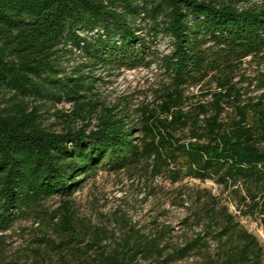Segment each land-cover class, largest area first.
Masks as SVG:
<instances>
[{
	"label": "trees",
	"instance_id": "obj_1",
	"mask_svg": "<svg viewBox=\"0 0 264 264\" xmlns=\"http://www.w3.org/2000/svg\"><path fill=\"white\" fill-rule=\"evenodd\" d=\"M247 63L264 64V0H0V264H18L7 249L20 214L73 197L100 171L136 182L146 199L189 182L220 188L225 200L206 196L193 222L202 230L166 261L204 255L212 235L206 264H264V246L237 222L264 228V73L249 96ZM153 67L162 82L151 101L107 107L95 92L96 73ZM72 221L60 222L66 246ZM165 233L131 228L110 251L94 236L87 250L101 249L97 264H159Z\"/></svg>",
	"mask_w": 264,
	"mask_h": 264
},
{
	"label": "rangeland",
	"instance_id": "obj_2",
	"mask_svg": "<svg viewBox=\"0 0 264 264\" xmlns=\"http://www.w3.org/2000/svg\"><path fill=\"white\" fill-rule=\"evenodd\" d=\"M158 49L167 52V42L161 43ZM80 62L76 58L69 66ZM259 73H264V64H245L240 71V75L245 77V84L242 86L255 80ZM96 76L102 79L97 83L95 92L107 107L114 106L122 99H130L135 103L151 101L153 92L162 82L161 72L154 67L150 70L139 69L120 74L96 73ZM253 82L248 93L249 96L256 97L261 91L256 88L258 81ZM191 93L196 94L198 91L190 90L189 94ZM56 109L64 113L72 110L65 102L57 104ZM55 110L46 115L48 124L57 122L53 116ZM185 186L187 187L180 191L163 190L156 199H146L147 192L136 182H131L122 175H110L100 171L88 179L73 197L65 200L54 197L43 202L38 212L20 214L8 233L7 256L18 264H97L95 259L101 249L87 250L94 236L102 238V246L110 251L118 248L130 234L131 228H134L147 235L166 231L164 242L168 247L159 264H206V260L213 257L217 250V243L212 235L206 236L204 240V255L182 261L176 258L166 261L167 254L175 247L183 245L202 230L193 222L197 212L205 213L202 204L206 201V196L210 194L225 200L220 188L211 182H189ZM197 192L203 194V201L198 199ZM182 200H185L183 207ZM230 212L234 213L235 209L231 207ZM64 214L73 219L71 234L75 237L71 245L67 246L70 237L60 227ZM186 218L190 220L184 224ZM153 222H157V225ZM237 222L240 228L255 236L264 246V228L257 220L237 217ZM206 223L204 221L201 226H206ZM47 241L59 249L53 250ZM134 264L155 262L141 257Z\"/></svg>",
	"mask_w": 264,
	"mask_h": 264
}]
</instances>
